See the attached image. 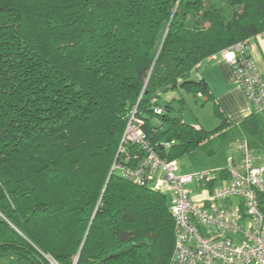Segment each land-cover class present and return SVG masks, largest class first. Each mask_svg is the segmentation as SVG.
I'll use <instances>...</instances> for the list:
<instances>
[{"label":"trees","instance_id":"1","mask_svg":"<svg viewBox=\"0 0 264 264\" xmlns=\"http://www.w3.org/2000/svg\"><path fill=\"white\" fill-rule=\"evenodd\" d=\"M261 33L264 0H0V264H170L167 197L112 170L144 155L119 152L126 126L167 161L213 154L227 120L213 103L215 129L185 123L183 96Z\"/></svg>","mask_w":264,"mask_h":264},{"label":"built area","instance_id":"2","mask_svg":"<svg viewBox=\"0 0 264 264\" xmlns=\"http://www.w3.org/2000/svg\"><path fill=\"white\" fill-rule=\"evenodd\" d=\"M263 34L218 55L231 66L254 113L264 111V84L251 56V43ZM142 124L141 119L130 117L119 152L124 155L123 145L131 143L144 155L135 162L125 155L123 163H113L112 170L167 197L173 221L170 264H264V165L254 164L247 143H237L234 148L239 160L229 157L225 172L219 170L220 179L227 181L219 187L214 170L177 174V162L155 153L145 139ZM193 186L200 189L199 201L194 199Z\"/></svg>","mask_w":264,"mask_h":264},{"label":"crops","instance_id":"3","mask_svg":"<svg viewBox=\"0 0 264 264\" xmlns=\"http://www.w3.org/2000/svg\"><path fill=\"white\" fill-rule=\"evenodd\" d=\"M251 56L256 63L261 81L264 84V34L251 43ZM194 76L206 82L210 96L194 98L190 95H184L183 107L186 105V98L188 97L191 101V104L188 106L191 113H193L195 109L202 112L203 109L201 107H204L205 104H211L212 108L206 111L203 119L199 118L198 120L194 117L196 122L192 120L193 118L189 114L182 113V110L178 116L185 123L195 128L211 131L215 129L220 122L219 117L214 112L213 103H216L221 115L227 120L230 127L225 137H227L229 133L234 135L235 140L232 145L233 151H235L234 147L237 143L245 141L252 149L254 164L256 166L264 165V111L254 113L253 107L240 87L231 66L219 56H212L200 65ZM172 96L177 98V94H172ZM192 104L199 105V108ZM181 114L182 116H180ZM251 114L258 116L261 125L260 135L250 133L243 125L244 119ZM235 154L236 159H234L238 161L239 156L237 153ZM257 163L259 164L257 165ZM194 199L199 201L202 199V196L200 197V195L197 194L194 196Z\"/></svg>","mask_w":264,"mask_h":264},{"label":"rangeland","instance_id":"4","mask_svg":"<svg viewBox=\"0 0 264 264\" xmlns=\"http://www.w3.org/2000/svg\"><path fill=\"white\" fill-rule=\"evenodd\" d=\"M169 98V96H168ZM191 104V101L189 98H186V105L182 109V113L189 114L192 116V120L194 122L196 117L198 120L204 118V114L209 109L211 110V104H205L204 107H201L203 110L200 112L198 109H195L193 113L189 111L188 106ZM193 105V104H192ZM193 106H199V105H193ZM199 108V107H198ZM194 115V116H193ZM182 116V114L180 115ZM213 128V127H212ZM234 135L231 133L228 134L227 137L222 139L219 144L215 147V151L213 154L208 155L206 154L205 150L202 148H196L191 153L184 155L180 157L176 162L178 165L177 174L184 175V174H191L194 172H200V171H215L214 176L218 179L217 185L219 187L224 186L227 181L220 179L219 170L227 167V160L229 157L235 158L236 152L233 151L232 145L234 144ZM235 150V148H234ZM236 159V158H235ZM239 160V158H238ZM259 163H257L258 165ZM193 196H196L198 194L194 186L191 187ZM236 201L234 200L233 203ZM55 264V263H53Z\"/></svg>","mask_w":264,"mask_h":264}]
</instances>
